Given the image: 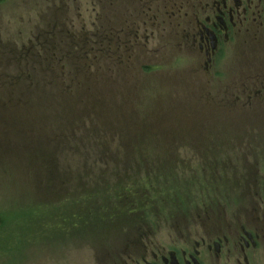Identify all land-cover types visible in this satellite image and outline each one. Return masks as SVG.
<instances>
[{
    "label": "rangeland",
    "instance_id": "rangeland-1",
    "mask_svg": "<svg viewBox=\"0 0 264 264\" xmlns=\"http://www.w3.org/2000/svg\"><path fill=\"white\" fill-rule=\"evenodd\" d=\"M146 4L147 0H138V10H128L115 17L116 22L111 26L118 31L119 37L111 39L108 35V39L103 40L118 46L126 37L134 43V46L132 42L130 46L126 44L128 54L121 44L122 49L115 54L113 70L103 67L104 73L113 74L118 70L115 84H130L131 91L130 96L118 91L110 99L103 98L113 103L108 104L109 110L102 108L99 113L101 117L107 116L106 121L101 122L99 117L95 123V118L87 117L88 110L83 119L84 128L73 125L71 133L76 139L62 147L55 145L58 134H53V143L42 141L39 146L20 140L22 130L43 132L50 126L21 129L20 125H0V264H105L100 257L104 246L112 249L120 244L115 240V224L107 220L109 218H88L87 221L80 216V224L67 228L71 221L63 222L64 217L77 212L85 214L87 209H94L103 202L108 204V192L113 189L122 193L123 200L149 201L152 197L149 191H153L151 185L158 179L147 177L153 172L146 171L147 162L166 170L167 175L162 179L167 186L183 184L193 188L198 183L199 186L215 184L229 189L235 179L225 178L223 174L222 178L214 171L234 170L242 165L247 172L257 171L254 177L246 178L247 185H258L264 180V111L240 105L233 93L242 89L239 85L244 82L234 80V74H241L242 68L248 67L243 65L246 62L244 50L231 49L222 60L218 69L227 81L209 82L205 77L188 80L184 75L192 69H199L198 74L202 75L205 71L203 67L196 68L195 58L180 48L177 33L170 25L173 19L166 18L168 32L160 39L150 38L146 42L142 27L135 32L134 25H142L141 15L146 12ZM95 18L97 14L90 0H0V96L6 91L5 80L34 81L29 80L28 75L43 63L41 56L48 54L51 58L53 52L64 45L59 35L63 34L68 41L70 31H74L72 37L79 40L78 29L91 31L96 26ZM162 19L163 16L159 17V21ZM145 20L152 24L151 17ZM67 22L71 28L66 26ZM30 51L34 52L33 56L26 55ZM248 56L254 60V65L250 66L254 74L256 54ZM134 61L138 62L133 64ZM143 62H147L150 71L143 70ZM157 65L161 67L159 70ZM96 73H101L99 66ZM57 74V82H53L55 87L63 90V94L74 89L75 84L68 82L64 73L58 71ZM137 74L144 75L143 79L147 77L144 97L132 92L139 84ZM227 86L230 96L219 93ZM25 87L30 89L26 84ZM55 87L49 84L45 89L49 92L42 90V93L51 94L61 102L62 98L53 92ZM209 101L211 106L220 104L221 109L211 108L207 104ZM85 103L90 106L89 100ZM129 125L131 131L126 135L125 127ZM133 127L137 129L135 132ZM68 135L65 132L60 138ZM144 135L149 141L146 142ZM172 139L186 146L179 151ZM78 144L82 146L76 149ZM47 148L57 150L51 152ZM194 154L198 161L192 158ZM133 155L141 161H135L129 171V158ZM227 155L231 158L224 166L223 158ZM242 155L247 158L244 162L235 158ZM107 156H115L118 161L109 162ZM193 166L197 167L196 175L192 173ZM85 169L92 174L87 175ZM114 184L120 187L114 188ZM130 186L135 187L136 194H130ZM82 193L90 197L83 198ZM182 194L186 196H180L183 201L190 198L189 191ZM64 199L72 201L58 202ZM47 201L50 203H44Z\"/></svg>",
    "mask_w": 264,
    "mask_h": 264
},
{
    "label": "flooded vegetation",
    "instance_id": "flooded-vegetation-1",
    "mask_svg": "<svg viewBox=\"0 0 264 264\" xmlns=\"http://www.w3.org/2000/svg\"><path fill=\"white\" fill-rule=\"evenodd\" d=\"M161 16L164 19L159 21ZM149 17L151 25L145 20ZM166 18L173 19L170 25L177 33L180 48L195 58L196 68L200 66L205 71L202 75L198 74L199 69H192L184 75L188 80L205 77L209 82L227 81L218 69L222 60L231 49L244 50L246 62L243 65L248 67H243L241 74H234V80L244 82L239 85L242 89L233 93L240 105L264 111V0H147L146 12L141 15L142 25H134L135 32L142 27L146 42L150 38L160 39L168 32ZM252 53L256 54L257 64L254 74L250 67L254 60L248 56ZM146 63H142L143 70L150 68ZM137 76L147 89V77ZM132 92L139 95V87L135 86ZM219 93L230 96L229 86ZM202 101L204 103V99ZM210 101L207 104L211 108L221 109L220 104L211 106ZM136 130L132 128L133 132ZM171 141L179 151L186 146L175 139ZM192 156L198 161L196 154ZM230 158V155L223 158L224 166ZM235 158L240 162L247 160L243 155ZM176 160L179 169L180 160ZM147 163L146 171H153L147 177L158 179L151 185L152 197L132 206L122 202L125 216L105 218L115 224V240L120 242L119 247L112 249L104 246L100 257L105 264H264V180L258 185H247L246 179L254 177L257 171L247 172L244 165L234 170L214 171L222 178V174L228 179L233 177L234 184L223 189L215 184L210 187L196 183L192 188L183 184L165 185L162 178L167 175L166 170ZM192 173L197 174L196 166ZM222 190L226 192L222 194ZM184 191L190 192V198L183 201L180 196L186 197L182 194ZM168 196L174 200L171 202ZM103 206L115 207L114 203Z\"/></svg>",
    "mask_w": 264,
    "mask_h": 264
},
{
    "label": "trees",
    "instance_id": "trees-1",
    "mask_svg": "<svg viewBox=\"0 0 264 264\" xmlns=\"http://www.w3.org/2000/svg\"><path fill=\"white\" fill-rule=\"evenodd\" d=\"M90 2L94 5V12L97 14V18H95V28L86 32L78 29L80 33L79 40L72 37L73 34H75L74 31H70L68 41H65L64 35L60 34L59 38L62 42H64V45L54 51L51 58L48 54H43L41 56L43 63L38 64L31 72L29 71V80L34 81L24 83L21 81L5 80L6 91L2 96H0V99L2 100V102H0V125H20L21 129H31V127L38 128L40 125L50 126L43 132L22 130V137L20 140L24 144L32 145L33 142L35 145H38V143L42 141H46V143H53V134H58L55 145L62 147V145L68 141L76 139V137L71 133V127L73 125H80V129L84 128L82 126L83 119L88 110L87 117L91 116L92 119L95 118V123H97V119H99V117L101 122L107 120L106 115L101 117L99 116V113L102 108L109 110L108 104L113 103L111 100L106 102L103 98L110 99L118 91L124 92L125 95L129 94V96L131 94L129 89L130 84H125L124 82H118L119 86L115 84L114 77H116L115 75L118 73V70H115L113 74L108 72L104 73L103 67H105V69L108 68L113 70L114 63L116 62L115 54L117 53V50L119 48L122 49L121 44H123L125 47L123 50H125L128 54V49L131 44H129V42L133 43V40H128L126 37H123L121 44L118 46H116L117 43H104L103 40L108 39V35L111 36V39L119 37L118 31H115L116 29H113L111 26V24L116 22L114 18L124 15L128 10L132 12L138 10V0H90ZM45 15H47V12ZM66 26L68 28L72 27L68 26V22L66 23ZM47 27L48 24L45 28ZM126 44H129V46ZM113 47L114 51H111V48ZM26 55L33 56L34 52L30 51ZM136 62L138 61H134L133 64H136ZM98 66L101 73H96ZM156 67L158 70L161 68L160 65H157ZM144 70L150 71L151 68ZM58 71H61L68 77V82L75 84L74 89L63 94V90L60 91L57 87H55L53 82H57L56 78L59 77L57 74ZM122 72L123 74H126L124 71ZM37 74L40 79L46 77L45 80L39 81L40 79H38ZM137 79L139 81V94L144 97L147 91L144 86L141 85V80H139L138 76ZM39 82L41 85H39ZM25 84L29 86L30 89L26 88ZM49 84H52V86L55 87L56 90L54 89L53 92L57 97L62 98L61 102H57L54 98H52L51 94L42 93V90L45 91ZM136 96H138V94ZM92 98L94 99V102ZM51 99H53V101H51ZM86 100H89L90 106L86 105ZM130 131L131 126H126V135L130 134ZM65 132H68L69 135L67 137L60 138V136ZM144 136L146 141H149L148 137L146 135ZM32 138H35L36 140H32ZM46 143L44 145H46ZM70 144L71 143L69 142V145ZM81 146V144H78L76 149ZM46 150L56 152L57 149L47 148ZM46 150L38 151L47 153ZM49 156L50 155H48V157ZM106 158L109 162L111 160L118 161L115 156H107ZM42 161H45V159ZM135 161L139 163L141 159L138 157L136 158L134 155L129 158V167L127 170L132 171L130 168L134 165L133 163ZM85 172L87 175L92 174L91 172L87 173L88 169H85ZM117 182L119 181L117 180ZM115 184L113 185L114 188L120 187ZM129 188L131 189L130 194H136L137 191L134 190L135 187L130 186ZM108 193L110 194L109 203H114L115 207L104 208L103 205L106 203L103 202L94 209H87L85 214H80L78 212L71 213V215L64 217L63 220V222L71 221L67 228L73 226L74 224H80L79 220L81 218H86L87 221H89L90 218H122L126 213L125 208L121 205L122 202H129L131 206L132 204L134 205V203H143L131 201L129 198H127V200H123L120 197L122 193L119 190L114 191L113 189ZM81 196L83 198L90 197L86 193H82ZM101 199L102 201L104 200V198ZM71 201V199H64L58 202L67 203ZM44 203L50 202L47 201ZM105 211H111L113 214L106 215V213H104ZM88 223L89 222H86V224ZM1 225L2 219L0 218V226Z\"/></svg>",
    "mask_w": 264,
    "mask_h": 264
}]
</instances>
